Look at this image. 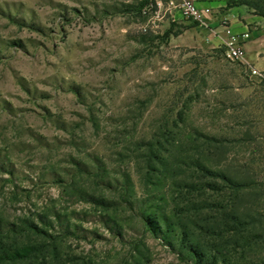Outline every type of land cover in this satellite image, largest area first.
I'll return each mask as SVG.
<instances>
[{
    "label": "rangeland",
    "instance_id": "rangeland-1",
    "mask_svg": "<svg viewBox=\"0 0 264 264\" xmlns=\"http://www.w3.org/2000/svg\"><path fill=\"white\" fill-rule=\"evenodd\" d=\"M158 1L0 0V236L37 248L12 264H190L155 220L188 198L264 224V75Z\"/></svg>",
    "mask_w": 264,
    "mask_h": 264
},
{
    "label": "trees",
    "instance_id": "trees-1",
    "mask_svg": "<svg viewBox=\"0 0 264 264\" xmlns=\"http://www.w3.org/2000/svg\"><path fill=\"white\" fill-rule=\"evenodd\" d=\"M228 4L245 5L264 18V0H228ZM196 189L191 191H197ZM237 198L238 193L228 198V203L214 206L194 204V200L193 202L190 200L193 198H188L187 203H191V206H188L186 211L192 210L193 214L187 213L185 217L179 216L173 221L166 216L157 217L156 229L158 233L171 234L173 238H167L166 244L190 264L226 263L227 258H224L219 250L217 246L219 243L216 244L220 241H225L229 246L227 250L229 264H264V224L260 220L253 219L246 205L237 206ZM207 207H213L214 214L205 213L204 218L201 219V216L199 217L201 209ZM254 213L258 216L262 215L257 211ZM158 218L162 219V224L159 223ZM198 221L204 224L201 225ZM146 222L152 227L150 220ZM34 250L37 248L21 243H10L6 236H0V264L16 263L29 257Z\"/></svg>",
    "mask_w": 264,
    "mask_h": 264
},
{
    "label": "crops",
    "instance_id": "crops-1",
    "mask_svg": "<svg viewBox=\"0 0 264 264\" xmlns=\"http://www.w3.org/2000/svg\"><path fill=\"white\" fill-rule=\"evenodd\" d=\"M168 1L164 0V11L174 20L183 18L177 5H169ZM193 1L197 7L209 9L210 13L203 22L194 21L190 29L214 45H226L232 35L248 33L247 38L241 39L245 59L252 68L264 72V18L245 5H229L228 0Z\"/></svg>",
    "mask_w": 264,
    "mask_h": 264
},
{
    "label": "built area",
    "instance_id": "built-area-1",
    "mask_svg": "<svg viewBox=\"0 0 264 264\" xmlns=\"http://www.w3.org/2000/svg\"><path fill=\"white\" fill-rule=\"evenodd\" d=\"M159 4V2H156ZM169 5H177L179 11L182 16L185 18H190L194 21L203 22L204 19L209 15V9H201L197 7L193 0H179L175 3L173 0L168 1ZM249 36L248 33H242L241 35H232L230 40L226 43L225 55L227 58L231 60H236L247 68L250 69L252 74L263 77L264 73L262 71H258L255 68H252L250 64L245 59L244 50L241 44V39H245Z\"/></svg>",
    "mask_w": 264,
    "mask_h": 264
}]
</instances>
